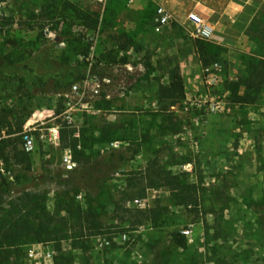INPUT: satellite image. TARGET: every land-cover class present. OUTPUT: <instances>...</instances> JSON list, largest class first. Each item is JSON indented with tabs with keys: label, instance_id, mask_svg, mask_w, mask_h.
Segmentation results:
<instances>
[{
	"label": "rangeland",
	"instance_id": "1",
	"mask_svg": "<svg viewBox=\"0 0 264 264\" xmlns=\"http://www.w3.org/2000/svg\"><path fill=\"white\" fill-rule=\"evenodd\" d=\"M159 5L172 20L155 30ZM190 12L218 20L205 67ZM255 16L264 17V0H0V77L11 82L0 89V115L10 130L25 115L40 120L30 169L19 157L27 119L10 134L16 149H3L0 219L26 194L49 211L69 200L94 210L109 231L82 239L70 231L64 247L74 264H264V87L251 103L233 96L244 91L235 82L264 58ZM83 61V76L64 81L65 64ZM174 67L185 96L160 111L157 86ZM87 76L99 77L97 92ZM54 124L59 145L41 143L39 133ZM61 128L79 133L71 169L61 161L71 134L62 141ZM101 133L113 138L99 142ZM154 172L184 173L197 205H171L167 186H148ZM18 174L31 179L16 182ZM158 205L167 209L154 222L147 211ZM55 253L28 242L0 249V264H53Z\"/></svg>",
	"mask_w": 264,
	"mask_h": 264
},
{
	"label": "trees",
	"instance_id": "2",
	"mask_svg": "<svg viewBox=\"0 0 264 264\" xmlns=\"http://www.w3.org/2000/svg\"><path fill=\"white\" fill-rule=\"evenodd\" d=\"M156 10V8H155ZM155 10L151 16L153 24V17ZM95 24L97 19L93 21ZM252 25L254 27H262L261 29V41L258 53L264 57V17L253 18ZM193 48L197 54L199 61L203 67L210 62L209 47L211 46L205 40L196 38L193 39ZM87 66V61L80 62L75 66L71 64H65L68 68L69 74L65 77V80L70 79L72 75L76 74L79 77L83 76V72ZM73 70V71H72ZM31 83H35L32 80ZM11 82L10 77H0V89H10ZM243 87V94H236L233 92V96L238 103H251L256 99L257 94L264 87V58H258L255 63L252 64L250 72L247 76L235 82V87ZM157 103L160 107V111H167L172 106L180 103L185 96V86L182 75L177 67L171 69L169 73V81L167 83H158L155 93ZM28 115H25L23 119L18 121L15 129L10 130L11 122L7 120L6 115H0V158L4 155L3 149L12 145V149H16V139L11 138L10 134L15 130H22V123L27 119ZM9 126V129L5 131V136L2 134L4 128ZM71 134V137L64 147L72 149L73 158L75 154H81L82 151L76 148L77 139L74 138L73 130L67 128H61V139L64 141L65 133ZM36 134V132H35ZM112 137H106L101 133L97 140L99 142L111 140ZM21 140V135L19 136ZM18 155V154H17ZM18 157V156H17ZM20 160L24 161L30 169V153L25 152L23 149L19 153ZM182 175L173 174L172 172H154V177H150L148 186H167L169 188V202L171 205H188L192 203L197 205V197L192 184L187 183ZM30 180L24 174L15 175L14 180L21 182ZM22 199L18 204H12L8 208L0 219V249L12 248L19 249L21 246L28 242H36L41 244H52L56 253L53 256V264H74L72 255L65 250L64 242L71 239L73 234L70 231L78 230V237L83 238L87 235L99 234L108 232V227L103 226L99 221L97 214L90 208H82L80 205L74 203L73 200L62 203L61 206H56L52 211L47 210L44 206H40L37 201L32 200L33 195L26 194V198ZM167 208L164 206H155L150 208L147 212L151 216L152 221L159 219ZM195 209V208H194ZM193 209V210H194ZM61 211L65 214L61 215ZM76 216L75 221H71L68 216ZM176 242L180 247H185V239L180 234H176ZM73 243H76L75 239H72ZM7 264H10L7 263ZM17 264V263H13Z\"/></svg>",
	"mask_w": 264,
	"mask_h": 264
},
{
	"label": "built area",
	"instance_id": "3",
	"mask_svg": "<svg viewBox=\"0 0 264 264\" xmlns=\"http://www.w3.org/2000/svg\"><path fill=\"white\" fill-rule=\"evenodd\" d=\"M102 1V0H97ZM187 22H188V28L190 30V33L192 36L202 39V40H209L213 36L214 28L210 22L206 18H203L196 12H190L187 15ZM172 20L171 13L163 6L159 5L157 6L155 10V14L153 17V26L155 30H159L160 27L163 25H169ZM103 81L107 82L105 78H102ZM85 85L92 86V89L94 92L98 91V88L100 86L99 77L97 76H87L85 80ZM71 92L77 93V85L73 84L70 89ZM67 105H70V102L67 103ZM65 118L67 119V122L70 123L72 120H74L70 114L65 115ZM38 119H35L33 115H29L27 117V122L25 124L24 129L21 131V147L25 152H34L36 150V139H35V130L38 123ZM75 137L79 136L78 131L74 132L73 134ZM39 139L41 140V143H49L54 146L59 145V128L58 126L51 125L47 132H41L39 133ZM77 148H80V143H77ZM61 161L64 167L67 169H71L74 167V162L72 158V152L70 148H65L64 152L61 156ZM181 233L188 234V230H182Z\"/></svg>",
	"mask_w": 264,
	"mask_h": 264
},
{
	"label": "crops",
	"instance_id": "4",
	"mask_svg": "<svg viewBox=\"0 0 264 264\" xmlns=\"http://www.w3.org/2000/svg\"><path fill=\"white\" fill-rule=\"evenodd\" d=\"M225 15H227V14H226V11H224V12H222V13H219V16H220V17H224V18H225ZM230 16H231V13H230L229 17H230ZM210 17H211V15H210ZM232 17H233V16H232ZM206 19H207L208 22H210L211 24H212V23L215 24V22L217 23V21H218L216 18H213V19H212V18H211V19H210V18H206ZM218 19H219V18H218ZM212 26H213V25H212ZM213 28H214V27H213Z\"/></svg>",
	"mask_w": 264,
	"mask_h": 264
}]
</instances>
